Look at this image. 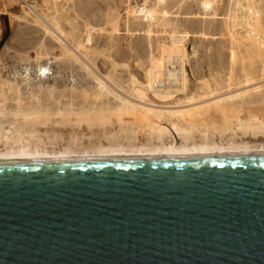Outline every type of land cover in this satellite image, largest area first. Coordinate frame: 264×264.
<instances>
[{"label":"rangeland","instance_id":"1","mask_svg":"<svg viewBox=\"0 0 264 264\" xmlns=\"http://www.w3.org/2000/svg\"><path fill=\"white\" fill-rule=\"evenodd\" d=\"M27 1L69 45L23 0H0V151L264 146V0ZM184 38L185 90L141 97L135 84Z\"/></svg>","mask_w":264,"mask_h":264},{"label":"water","instance_id":"2","mask_svg":"<svg viewBox=\"0 0 264 264\" xmlns=\"http://www.w3.org/2000/svg\"><path fill=\"white\" fill-rule=\"evenodd\" d=\"M0 264H264V156L0 164Z\"/></svg>","mask_w":264,"mask_h":264},{"label":"bare ground","instance_id":"3","mask_svg":"<svg viewBox=\"0 0 264 264\" xmlns=\"http://www.w3.org/2000/svg\"><path fill=\"white\" fill-rule=\"evenodd\" d=\"M28 6L36 19L56 38L60 43L68 46V42L63 36L62 32L47 17L40 14L39 11L29 4L27 0H23ZM27 7V6H26ZM185 38L177 39L161 53V57L152 61L151 68L147 71V81L141 86H136L135 92L139 93L141 97H147L152 94L158 97L161 102H168L175 100L185 90L189 82L188 74L186 72L185 62L188 60V53L186 51ZM71 48V47H70ZM73 49V48H71ZM74 52V51H73ZM75 53V52H74ZM76 54V53H75ZM176 58V59H175ZM173 59H175L173 66H166ZM166 69V77L170 83L171 88H167V92H159L155 89V82L158 83L159 77L164 75ZM44 73L47 71L44 69ZM43 69H40V75ZM48 75V72H47ZM105 80L104 78H102ZM264 156V146L260 149L252 148H227V147H190L183 144H173L164 149L151 151L133 152H102L96 156L79 157L76 155L64 154H49L41 151H29L24 148L19 150L0 151V164L8 163H27V162H46V161H96V160H153V159H207V158H241V157H256Z\"/></svg>","mask_w":264,"mask_h":264},{"label":"built area","instance_id":"4","mask_svg":"<svg viewBox=\"0 0 264 264\" xmlns=\"http://www.w3.org/2000/svg\"><path fill=\"white\" fill-rule=\"evenodd\" d=\"M263 33H264V31H263ZM263 33L260 34L261 35L260 36V41H263V37H262ZM175 59H173L166 66H169L170 65V67H171V66L175 65L174 64ZM163 73H164V75H162V76L159 77L158 83L155 82V84H154L155 89L158 90L159 92H162V93L167 92V90H165V89L171 88L170 83L168 82L167 77H166V75H167L166 74V69L164 70ZM171 89H174V88L172 87Z\"/></svg>","mask_w":264,"mask_h":264}]
</instances>
